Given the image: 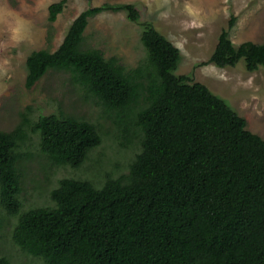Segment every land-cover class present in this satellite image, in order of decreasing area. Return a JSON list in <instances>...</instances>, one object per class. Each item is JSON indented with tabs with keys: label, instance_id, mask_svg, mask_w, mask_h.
I'll list each match as a JSON object with an SVG mask.
<instances>
[{
	"label": "trees",
	"instance_id": "obj_1",
	"mask_svg": "<svg viewBox=\"0 0 264 264\" xmlns=\"http://www.w3.org/2000/svg\"><path fill=\"white\" fill-rule=\"evenodd\" d=\"M65 3L49 6L50 22ZM102 12L141 23L146 58L136 68L84 47L89 20ZM234 21L206 63L264 68V42L235 46ZM180 61L175 46L140 22L135 5L108 3L81 12L54 52L28 55L26 89L50 71L68 73L104 111L117 114L118 125L133 126L141 150L126 176L107 174L99 186L63 178L50 192L52 205L23 210L18 165L27 131L38 135L51 165L77 170L100 146V127L64 113L35 122L24 114L14 129L0 130V212L15 218L11 239L20 251L43 264H264V139L206 85L177 74ZM0 264L12 262L0 256Z\"/></svg>",
	"mask_w": 264,
	"mask_h": 264
},
{
	"label": "rangeland",
	"instance_id": "obj_2",
	"mask_svg": "<svg viewBox=\"0 0 264 264\" xmlns=\"http://www.w3.org/2000/svg\"><path fill=\"white\" fill-rule=\"evenodd\" d=\"M58 1L0 0V130L14 129L24 114L35 122L41 115L64 113L97 124L102 142L76 170L51 165L39 150L38 135L27 131L28 140L20 149L26 156L18 165L23 210L52 205L50 192L63 178L87 179L99 186L107 174L126 176L141 150L133 126L127 130L122 122L118 125L117 114L104 111L72 83L68 73L50 71L34 87L25 88L28 55L44 49L54 52L71 22L89 7L135 5L140 22L151 23L180 51L176 73L191 74L195 82L206 85L246 120L249 131L264 139V68L247 72L241 62L227 68L206 63L232 18L229 38L235 46L264 42V0H66L62 12L50 22L48 8ZM141 32V23L128 20L126 13L102 12L89 20L84 47L97 48L105 58L115 57L130 70L146 58ZM130 139L129 147L122 146ZM0 215L7 220L0 228V256L12 264H43L13 244L16 220L3 211Z\"/></svg>",
	"mask_w": 264,
	"mask_h": 264
},
{
	"label": "bare ground",
	"instance_id": "obj_3",
	"mask_svg": "<svg viewBox=\"0 0 264 264\" xmlns=\"http://www.w3.org/2000/svg\"><path fill=\"white\" fill-rule=\"evenodd\" d=\"M197 27V26H196Z\"/></svg>",
	"mask_w": 264,
	"mask_h": 264
}]
</instances>
